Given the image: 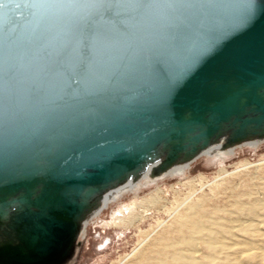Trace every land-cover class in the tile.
<instances>
[{"label": "water", "instance_id": "obj_1", "mask_svg": "<svg viewBox=\"0 0 264 264\" xmlns=\"http://www.w3.org/2000/svg\"><path fill=\"white\" fill-rule=\"evenodd\" d=\"M264 136V0H0V264H64L109 188Z\"/></svg>", "mask_w": 264, "mask_h": 264}, {"label": "rangeland", "instance_id": "obj_2", "mask_svg": "<svg viewBox=\"0 0 264 264\" xmlns=\"http://www.w3.org/2000/svg\"><path fill=\"white\" fill-rule=\"evenodd\" d=\"M263 179L264 142L236 147L231 154L203 155L182 173L146 183L137 192L122 193L80 231L64 264H127L152 244L159 233L169 230L179 215L217 206L228 209L226 206L234 202L239 192L257 190L264 184ZM151 198L157 204H145L148 212L144 207L135 210L131 206L141 200L152 201ZM130 213H148V217L134 224H121L119 221Z\"/></svg>", "mask_w": 264, "mask_h": 264}, {"label": "bare ground", "instance_id": "obj_3", "mask_svg": "<svg viewBox=\"0 0 264 264\" xmlns=\"http://www.w3.org/2000/svg\"><path fill=\"white\" fill-rule=\"evenodd\" d=\"M261 142H264V136L230 145L227 134H224L200 150L192 160L176 162L162 171L159 169L162 157L156 158L138 175L131 176L123 183L104 191L97 204L82 220L80 231L92 217H97L124 192L134 193L142 185L165 175L182 173L203 155L220 152L231 154L236 147L256 146ZM257 188L239 192L234 202L226 206L228 209L217 206L212 210L193 209L179 215L169 230L159 233L152 244L127 264H264V184ZM151 200L133 202L131 206L135 210L144 207L145 212H148L145 204L153 207L157 204L155 199ZM202 203H205L204 200ZM134 213L119 222L129 225L148 217V213L146 215Z\"/></svg>", "mask_w": 264, "mask_h": 264}]
</instances>
